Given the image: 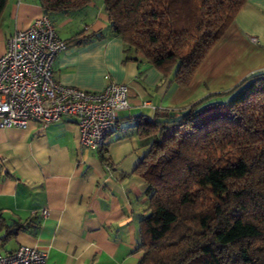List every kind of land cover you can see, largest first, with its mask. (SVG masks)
Instances as JSON below:
<instances>
[{
    "label": "crops",
    "instance_id": "obj_1",
    "mask_svg": "<svg viewBox=\"0 0 264 264\" xmlns=\"http://www.w3.org/2000/svg\"><path fill=\"white\" fill-rule=\"evenodd\" d=\"M43 15L39 0H8L0 19V56L16 31ZM52 21L66 41L108 27L100 0ZM125 56L123 41L107 36L68 44L54 64L57 81L68 86L101 91L107 75L128 86L130 107L107 137L109 164L102 153L81 145L73 117L45 129L34 120L26 129H0L2 253L24 245L44 252L46 264H138L140 219L148 200L134 172L145 152L133 129L135 118L151 120L264 71V3L246 2L188 86Z\"/></svg>",
    "mask_w": 264,
    "mask_h": 264
},
{
    "label": "trees",
    "instance_id": "obj_2",
    "mask_svg": "<svg viewBox=\"0 0 264 264\" xmlns=\"http://www.w3.org/2000/svg\"><path fill=\"white\" fill-rule=\"evenodd\" d=\"M54 17L97 0H39ZM126 59L188 86L248 0H100ZM8 0H0V19ZM118 123V122H117ZM147 208L138 264H264V71L184 107L135 118ZM106 164L107 145L99 151Z\"/></svg>",
    "mask_w": 264,
    "mask_h": 264
},
{
    "label": "built area",
    "instance_id": "obj_3",
    "mask_svg": "<svg viewBox=\"0 0 264 264\" xmlns=\"http://www.w3.org/2000/svg\"><path fill=\"white\" fill-rule=\"evenodd\" d=\"M67 48V41L45 15L8 39L0 56V129H26L33 120L45 129L50 123L73 117L81 145L100 151L120 112L130 107L129 88L108 75L101 91L60 83L54 64ZM46 259L44 252L30 246L0 251V264H46Z\"/></svg>",
    "mask_w": 264,
    "mask_h": 264
},
{
    "label": "rangeland",
    "instance_id": "obj_4",
    "mask_svg": "<svg viewBox=\"0 0 264 264\" xmlns=\"http://www.w3.org/2000/svg\"><path fill=\"white\" fill-rule=\"evenodd\" d=\"M56 29H57V28H56ZM57 32H58L60 35H62V36H66L65 33H64L62 30H60V29H58Z\"/></svg>",
    "mask_w": 264,
    "mask_h": 264
},
{
    "label": "snow or ice",
    "instance_id": "obj_5",
    "mask_svg": "<svg viewBox=\"0 0 264 264\" xmlns=\"http://www.w3.org/2000/svg\"><path fill=\"white\" fill-rule=\"evenodd\" d=\"M261 3H264V0H260Z\"/></svg>",
    "mask_w": 264,
    "mask_h": 264
}]
</instances>
